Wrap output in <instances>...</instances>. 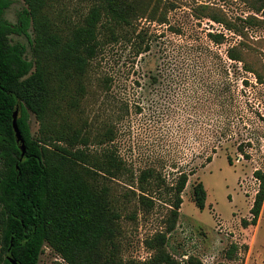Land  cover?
Listing matches in <instances>:
<instances>
[{"label": "rangeland", "instance_id": "1", "mask_svg": "<svg viewBox=\"0 0 264 264\" xmlns=\"http://www.w3.org/2000/svg\"><path fill=\"white\" fill-rule=\"evenodd\" d=\"M140 1L149 17L122 28L117 40L101 44L90 62L86 98L71 119L80 124L85 118L93 122L94 130L102 129L109 120L115 124L111 96L129 102L128 115L116 122L114 145L127 161L134 183L105 181L123 204L118 221L120 256L126 264H143L152 253L146 241L164 229L169 212L165 185L148 194L154 199L152 205L137 200L133 190L138 192L140 170L154 167L166 183H172L178 170L195 168L182 192L175 228L167 235V249L179 264H264V197L256 224L250 223L260 182L254 171L264 173V4L259 0ZM89 4L55 0L52 14L61 25H71ZM24 7L22 0H12L3 17L16 23ZM134 30L150 37L147 52L135 54ZM209 33H220L221 42ZM31 37V27L28 35H9L11 42L25 45L28 59ZM228 51L242 60L235 63ZM243 66L253 69L259 80ZM150 73L160 74L158 83L148 84ZM138 102L143 110L135 113ZM29 125L35 135L39 122L31 112ZM223 132V147L199 166ZM196 181L206 191L203 208L193 200L191 186ZM38 264L65 263L44 246Z\"/></svg>", "mask_w": 264, "mask_h": 264}, {"label": "trees", "instance_id": "2", "mask_svg": "<svg viewBox=\"0 0 264 264\" xmlns=\"http://www.w3.org/2000/svg\"><path fill=\"white\" fill-rule=\"evenodd\" d=\"M11 1L0 0V264H12L8 257L18 264H38L44 246L65 264H126L120 256L118 222L123 204L105 181L134 183L127 161L114 145L116 122L128 115L129 102L112 95L115 124L109 120L102 129L94 130L96 126L85 118L80 124L71 119L80 113L90 62L101 44L117 40L122 28L134 26L137 19L148 18L145 5L140 0H88L82 18L63 26L52 14L55 0H22L25 7L17 22L10 23L3 12ZM30 27L28 59L25 45L11 42L9 35H28ZM134 36L135 54L147 52L150 37L145 38L140 30H134ZM209 36L221 42L220 33ZM227 56L235 63L242 60L232 51ZM242 69L254 72L259 80L253 69ZM159 76L148 74V84L158 83ZM106 81L105 92L109 93ZM134 108L140 113L143 105L134 103ZM15 110L25 144L22 158L12 125ZM30 112L39 122L35 135L29 125ZM225 134L218 135L217 144L199 166L210 162L223 147L220 138ZM95 145L98 150L93 149ZM238 149L242 150L240 144ZM227 160L231 163L229 154ZM194 172L195 168L178 170L172 183H166L162 173L151 166L138 173V192H133L140 203L152 205L154 199L148 194L161 185L169 193L164 229L147 239L152 253L143 264H179L167 249V235L175 228L182 192ZM254 175L260 182L250 209L251 224H256L264 197V173L256 170ZM191 188L195 204L203 208L206 191L202 182H194Z\"/></svg>", "mask_w": 264, "mask_h": 264}, {"label": "water", "instance_id": "3", "mask_svg": "<svg viewBox=\"0 0 264 264\" xmlns=\"http://www.w3.org/2000/svg\"><path fill=\"white\" fill-rule=\"evenodd\" d=\"M16 114H17V111L15 110L14 113H13V121H12V125H13V129H14V132H15V136H16V140L17 142L20 143V150H21V158L23 157L24 153H25V144H24V140L21 136V133L17 127V124H16ZM9 261L12 263V264H18L14 259H12L11 257H8Z\"/></svg>", "mask_w": 264, "mask_h": 264}]
</instances>
